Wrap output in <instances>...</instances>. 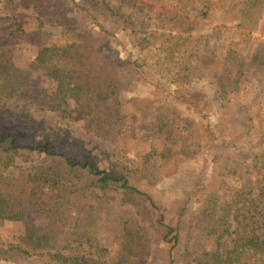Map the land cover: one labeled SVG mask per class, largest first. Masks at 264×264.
<instances>
[{
	"label": "trees",
	"instance_id": "trees-1",
	"mask_svg": "<svg viewBox=\"0 0 264 264\" xmlns=\"http://www.w3.org/2000/svg\"><path fill=\"white\" fill-rule=\"evenodd\" d=\"M5 1L12 0H0V12ZM18 1L32 8L39 19L63 28L64 33L80 34L63 43L42 26L19 35L22 46L30 43L37 47L28 68H20L0 47V222L23 221L31 209L43 212L45 217L43 225L25 226L17 244L0 245V264H141L149 256L156 261L159 252L165 251L172 262L182 244L190 246L191 264H262L264 219L258 218V224L252 227L239 221L235 212L244 207L242 203L250 200L256 188L264 201V174L255 172L264 169V153L251 158L252 177L258 184L253 186L254 191L223 181L212 188L205 170L190 160L187 151L194 148L197 153H209L213 160L224 161L228 120L219 121L212 133H198L190 140L191 126L172 123L164 110L121 116L117 109L115 93L120 86L136 89L140 84L157 85L165 81L164 70L184 64L182 54L193 45L195 32L191 29L197 19L184 22L187 36L165 31L157 35L156 43L151 40L155 29L139 31V44L143 48L152 46L155 57L152 61L141 57L131 61L106 56L101 47L106 33L136 25L131 13L111 2ZM159 1L186 8L201 0ZM233 5L231 30L246 26L245 21L252 19L247 14L264 9V0H235ZM203 43L197 41L195 47L202 48ZM217 46L209 47L203 67L213 73V83L238 90L248 58L238 57L227 44ZM36 69L43 74L29 72ZM44 77L54 86L41 87ZM38 89L46 109L55 112L60 121L77 118L84 130L100 136L128 123L146 124L158 132L172 127L174 139L157 160L168 185L160 193H151L142 186L148 178L134 174L121 163L99 169L85 156L83 142L62 127L63 122L47 127L43 118L24 105L8 108L10 101H24ZM146 103L151 109L150 102ZM149 113H154L153 118L144 120ZM130 129L135 131L138 126ZM35 153L45 155V162L36 160ZM14 157L34 162L27 176H21ZM111 190H122L125 201L131 204L137 195L145 196L157 212L154 222L135 228L134 220L130 224L119 217L105 199V193ZM102 224L111 228L107 242L116 246L113 254L99 232ZM187 226L194 229L187 233ZM26 237L38 244H26ZM167 244L169 249L164 247Z\"/></svg>",
	"mask_w": 264,
	"mask_h": 264
},
{
	"label": "rangeland",
	"instance_id": "rangeland-1",
	"mask_svg": "<svg viewBox=\"0 0 264 264\" xmlns=\"http://www.w3.org/2000/svg\"><path fill=\"white\" fill-rule=\"evenodd\" d=\"M107 1L122 11L131 13L136 23L132 27L121 26L115 34L106 33L104 36L101 47L105 50L106 56L121 57L123 60L135 61L139 57L148 61L154 60L153 47L143 48V44H139V31L147 33L155 29L154 34H151L153 35L151 40L152 43H156L158 40L156 38L165 31H173L175 34L183 32L187 36L183 29L184 22L197 19L193 22L191 29V32H195L192 37L193 45L182 54L183 56L181 55L184 64L174 70H164L165 81L157 85L140 84L136 89L120 86L115 93L117 109L121 116H132L142 111L148 112V110L158 114L164 110V116H170L172 123L179 122V125L187 123L191 126V132L188 133L190 140L195 139L198 133H212L219 121L228 120V125L225 126L227 135L224 136L226 141L223 145L228 148L226 155L222 158L224 161L213 160L209 153L206 152L205 155L197 153L194 148L187 151V156L196 166L205 170L211 180L212 188H218L223 181L229 185L245 186L247 190H253V186L256 187L258 184L252 177L255 174L250 166L251 158L264 153V9L247 14L252 19L245 21L246 26L241 28L235 26L231 30L232 24L229 18L235 9L233 5L235 0H201L186 8H182L177 3L170 4L159 0ZM2 8L0 47L20 68L29 67L37 47L30 43L22 46L19 35L23 36L42 26L63 43L70 40L74 34H80L79 32L64 33L63 28L53 25L46 19H39L32 12V8L20 4L18 0L5 1ZM205 40H207L206 43ZM197 41L204 42V45H201L202 48L195 47ZM219 44L222 46L227 44L229 50L235 55L248 58L238 90L233 91L229 87L223 88L213 83V73L203 67V56L206 55L209 47H216ZM254 58H257V61L252 63ZM29 72L39 76L43 74V71L38 69L34 72L29 70ZM40 84L44 89L54 86L53 81L48 77H44ZM44 89L41 88V90ZM38 91L39 89L24 101L15 103L14 100L10 101L8 108L15 110L24 105L30 109V112L37 114L38 118H43L47 127L63 122L62 127L83 142L85 156L99 169L110 168L121 163L135 172L134 174L141 173L143 178H148L149 181L142 186L151 193H160L168 185L167 179L162 177L158 169L160 160H157L160 153L165 152L174 139L170 132L172 127L158 132L149 125L131 123L132 127L138 126L137 130L132 131L128 123L122 128L100 136L84 130L77 118L60 121L61 118L55 112L46 109L47 105L43 103ZM148 101L151 109L146 103ZM153 116L154 113H149L144 120H151ZM187 148H189L188 145ZM208 152L211 153V151ZM33 156L39 161L46 160L42 153H35ZM33 163L30 160L14 157V165L22 177L27 176L32 170ZM255 172L264 174V169ZM255 193H251L249 201L242 203L244 207L234 211L239 221L244 220L252 227L258 224L255 223L258 218L264 219L263 198L257 188ZM136 198L135 203L131 204L125 201L122 190H111L105 193V199L119 217H125L130 224L134 220L132 225L135 228L141 225L147 227L154 222L157 212L145 196L137 195ZM44 221L43 212L31 209L28 217L23 221L0 222V245L8 247L10 244H17L20 236L24 235L25 226L43 225ZM193 229L187 226V233ZM99 232L106 238L103 242H107L112 233L111 228L103 224L99 227ZM30 240L31 238L26 237V244L32 246L38 244V241ZM107 244L113 254L116 246L111 244L110 240ZM164 247L169 249L170 245L167 244ZM189 249L188 244L187 246L182 244L175 250V258L172 262L166 258L167 251H165L159 252L160 256L156 261L149 256L141 264H191L193 258Z\"/></svg>",
	"mask_w": 264,
	"mask_h": 264
}]
</instances>
